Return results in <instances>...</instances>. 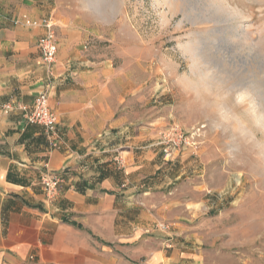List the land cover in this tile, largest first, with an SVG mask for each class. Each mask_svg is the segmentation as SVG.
<instances>
[{"label":"crops","instance_id":"obj_1","mask_svg":"<svg viewBox=\"0 0 264 264\" xmlns=\"http://www.w3.org/2000/svg\"><path fill=\"white\" fill-rule=\"evenodd\" d=\"M46 8L0 0V264L179 263L184 253L155 226L185 202L187 158L165 160L163 121L139 116L127 61L93 55L88 32ZM23 15L58 21L52 72L39 47L45 28L14 23ZM42 92L55 132L27 120ZM45 174L59 177L54 195Z\"/></svg>","mask_w":264,"mask_h":264},{"label":"rangeland","instance_id":"obj_2","mask_svg":"<svg viewBox=\"0 0 264 264\" xmlns=\"http://www.w3.org/2000/svg\"><path fill=\"white\" fill-rule=\"evenodd\" d=\"M46 4L88 32L93 55L127 61L139 116L163 121L158 140L177 126L188 136L173 157L158 145L190 167L184 204L155 226L184 253L177 264H264V0Z\"/></svg>","mask_w":264,"mask_h":264},{"label":"built area","instance_id":"obj_3","mask_svg":"<svg viewBox=\"0 0 264 264\" xmlns=\"http://www.w3.org/2000/svg\"><path fill=\"white\" fill-rule=\"evenodd\" d=\"M13 21L14 23L23 22L27 26H42L45 28V33L39 39V47L44 63L48 66L49 71L52 72L58 54L56 24L52 19L47 17L40 20H32L26 15L16 17ZM6 108L10 109V105H6ZM27 120L30 123L44 125L50 132L56 131L58 123L57 115L50 105L48 92H42L37 96L31 111L27 115ZM188 143H190L188 136L177 126L167 129L161 135L157 145L162 147L165 155L173 157L180 152L182 147L185 148ZM114 160L119 166H122L124 163L123 157L119 153ZM58 182L59 177L57 176L52 177L45 174L42 177V184L46 187L50 195L55 194ZM162 227L167 229L168 225H162Z\"/></svg>","mask_w":264,"mask_h":264},{"label":"bare ground","instance_id":"obj_4","mask_svg":"<svg viewBox=\"0 0 264 264\" xmlns=\"http://www.w3.org/2000/svg\"><path fill=\"white\" fill-rule=\"evenodd\" d=\"M189 49H190V51H193V46H190ZM193 52H194V51H193Z\"/></svg>","mask_w":264,"mask_h":264}]
</instances>
